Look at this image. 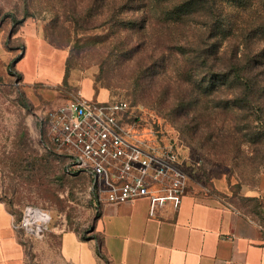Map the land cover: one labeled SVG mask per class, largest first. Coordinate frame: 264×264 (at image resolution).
I'll return each instance as SVG.
<instances>
[{
    "label": "rangeland",
    "instance_id": "obj_1",
    "mask_svg": "<svg viewBox=\"0 0 264 264\" xmlns=\"http://www.w3.org/2000/svg\"><path fill=\"white\" fill-rule=\"evenodd\" d=\"M26 4V0H0V25L12 27L14 19L22 20ZM30 9L31 16L20 28L36 29L68 58L66 78L57 84L27 86L16 74L0 77V200L19 220L28 264H71L60 254L61 232L74 229L89 234L99 214V202L89 189L91 179L64 172L63 156L45 147L42 123L48 111L88 92L92 100H126L139 132L174 146L189 164L186 191L221 200L264 224V162L254 168L243 154L234 157V152L226 158L202 148L199 137L192 142V136L160 109L158 98L150 97L151 86L155 85L153 92L164 88L160 83L164 74H171L172 63L161 61L159 54H150L142 44L131 47L142 38L140 29H123L120 24L80 28L60 0L35 3ZM31 162H37L34 170ZM28 208L41 215L28 213L29 230L23 225Z\"/></svg>",
    "mask_w": 264,
    "mask_h": 264
},
{
    "label": "trees",
    "instance_id": "obj_2",
    "mask_svg": "<svg viewBox=\"0 0 264 264\" xmlns=\"http://www.w3.org/2000/svg\"><path fill=\"white\" fill-rule=\"evenodd\" d=\"M44 1L26 0V15L14 19L12 32L31 16V6ZM60 2L80 28L120 24L123 29H140L143 36L131 47L142 44L150 54H159L161 61L172 63L171 74H164L160 83L164 88L153 92L155 85L151 86L150 97L158 98L160 109L192 136V142L199 137L202 148L226 158L234 152V157L243 154L254 168L263 164L264 0ZM80 4L85 5L79 9ZM147 34L157 38L147 39ZM9 71L21 77L14 63ZM115 100L123 99L107 101ZM36 165L31 162V169ZM64 172L68 174L65 166ZM80 233L84 239L95 236Z\"/></svg>",
    "mask_w": 264,
    "mask_h": 264
},
{
    "label": "crops",
    "instance_id": "obj_3",
    "mask_svg": "<svg viewBox=\"0 0 264 264\" xmlns=\"http://www.w3.org/2000/svg\"><path fill=\"white\" fill-rule=\"evenodd\" d=\"M15 41L22 45H16ZM67 58L66 52L54 48L29 25L15 33L12 27L0 25V77L11 74L9 67L14 63L27 86L57 84L66 77ZM83 97L92 99L93 95L88 92ZM92 227L89 234L95 236L89 239L74 229L61 232L59 248L64 261L264 264V224L230 204L200 197L191 189L180 204L168 201L154 209L147 197L133 202H101ZM0 264H28L19 220L3 200H0Z\"/></svg>",
    "mask_w": 264,
    "mask_h": 264
},
{
    "label": "built area",
    "instance_id": "obj_4",
    "mask_svg": "<svg viewBox=\"0 0 264 264\" xmlns=\"http://www.w3.org/2000/svg\"><path fill=\"white\" fill-rule=\"evenodd\" d=\"M131 116L124 100L82 97L64 102L42 118L45 147L63 156L69 175L91 179L89 189L99 203L147 197L152 209L168 201L180 204L189 180L188 162L173 145L146 138ZM26 215L23 225L28 229V210Z\"/></svg>",
    "mask_w": 264,
    "mask_h": 264
},
{
    "label": "bare ground",
    "instance_id": "obj_5",
    "mask_svg": "<svg viewBox=\"0 0 264 264\" xmlns=\"http://www.w3.org/2000/svg\"><path fill=\"white\" fill-rule=\"evenodd\" d=\"M28 213L36 218H40L41 216L40 213L36 209H30Z\"/></svg>",
    "mask_w": 264,
    "mask_h": 264
},
{
    "label": "water",
    "instance_id": "obj_6",
    "mask_svg": "<svg viewBox=\"0 0 264 264\" xmlns=\"http://www.w3.org/2000/svg\"><path fill=\"white\" fill-rule=\"evenodd\" d=\"M94 228L92 227V230H93Z\"/></svg>",
    "mask_w": 264,
    "mask_h": 264
}]
</instances>
